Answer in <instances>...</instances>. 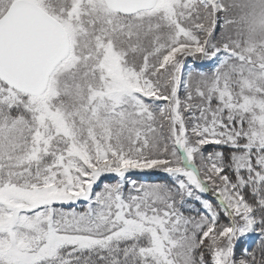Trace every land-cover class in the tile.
Instances as JSON below:
<instances>
[{
  "label": "snow or ice",
  "instance_id": "6c2138e0",
  "mask_svg": "<svg viewBox=\"0 0 264 264\" xmlns=\"http://www.w3.org/2000/svg\"><path fill=\"white\" fill-rule=\"evenodd\" d=\"M0 264H264V0H0Z\"/></svg>",
  "mask_w": 264,
  "mask_h": 264
},
{
  "label": "rangeland",
  "instance_id": "374dc122",
  "mask_svg": "<svg viewBox=\"0 0 264 264\" xmlns=\"http://www.w3.org/2000/svg\"><path fill=\"white\" fill-rule=\"evenodd\" d=\"M190 63H192V62H190ZM198 66H199V64H198V62H197V67H198ZM135 175H136V174H134L132 178H135ZM147 179H151V180H152V179H155V178H154V177H151V176H149V177H147Z\"/></svg>",
  "mask_w": 264,
  "mask_h": 264
},
{
  "label": "trees",
  "instance_id": "16d2710c",
  "mask_svg": "<svg viewBox=\"0 0 264 264\" xmlns=\"http://www.w3.org/2000/svg\"><path fill=\"white\" fill-rule=\"evenodd\" d=\"M135 178H136V179H139L140 177H139L138 175H135ZM154 178H155V177H154ZM149 180H151V179H149Z\"/></svg>",
  "mask_w": 264,
  "mask_h": 264
}]
</instances>
